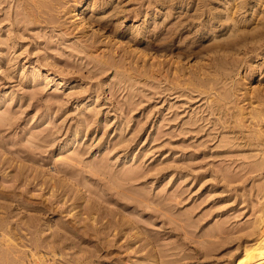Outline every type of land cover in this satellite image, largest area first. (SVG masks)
I'll return each mask as SVG.
<instances>
[{"label":"rangeland","instance_id":"374dc122","mask_svg":"<svg viewBox=\"0 0 264 264\" xmlns=\"http://www.w3.org/2000/svg\"><path fill=\"white\" fill-rule=\"evenodd\" d=\"M26 1L0 0V217L29 263L244 260L264 194V0H54L47 16ZM235 22L250 44L220 70L211 34Z\"/></svg>","mask_w":264,"mask_h":264},{"label":"bare ground","instance_id":"6f19581e","mask_svg":"<svg viewBox=\"0 0 264 264\" xmlns=\"http://www.w3.org/2000/svg\"><path fill=\"white\" fill-rule=\"evenodd\" d=\"M22 1V0H21ZM24 1V0H23ZM29 1V0H28ZM28 1H26V3L28 2ZM57 1H59V0H57ZM66 1V0H65ZM64 1V2H65ZM68 1V0H67ZM206 1V0H205ZM249 1V0H248ZM33 2H35V1H33L32 0V4H33ZM212 2V1H211ZM19 3H22V2H18V4ZM30 3H31V1H30ZM68 3V2H67ZM244 3L245 2H243V1H239V3H238V7H242V10H243V8H245V6H244ZM28 4V3H27ZM27 4H25V5H27ZM31 4V5H32ZM35 4H36V2H35ZM38 7L40 8V9H42V11H43V13H46V14H44V16L46 15L47 16V14L48 13H51V12H53L54 10H55V4H54V0H38ZM71 4V3H70ZM185 4V3H184ZM22 6H23V3H22ZM35 6V5H34ZM21 7V6H20ZM23 7H25V6H23ZM33 7V6H32ZM36 7V6H35ZM38 7H36V8H38ZM26 8H28V7H26ZM26 8H23L24 10H22V11H24L25 12V10H27ZM59 8V7H58ZM96 8V7H95ZM154 8V7H153ZM30 9H32V8H30ZM40 9H36V10H40ZM63 9V8H62ZM65 9V8H64ZM94 9V8H93ZM208 9V8H207ZM33 10V9H32ZM35 10V9H34ZM57 10H59L60 11V8L59 9H57ZM178 10V9H177ZM215 10V9H214ZM241 10V11H242ZM56 11V10H55ZM58 11V12H59ZM118 11V10H117ZM23 12V13H24ZM28 12V11H27ZM37 12V11H36ZM61 12V11H60ZM217 12V11H216ZM233 12V11H232ZM244 12V11H243ZM40 12H38V14H39ZM114 13H115V11H114ZM118 13V12H117ZM215 13V12H214ZM25 14V13H24ZM34 14V13H33ZM55 14V13H54ZM63 14V13H62ZM234 14V13H233ZM26 15V14H25ZM29 15V14H28ZM27 15V16H28ZM37 15V14H36ZM57 15V14H56ZM60 15V14H59ZM264 15V14H263ZM41 16V15H40ZM43 16V17H44ZM25 17V16H24ZM29 18H30V16H28ZM35 17V16H34ZM42 17V16H41ZM49 17V16H48ZM232 17V16H231ZM230 17V18H231ZM242 17V16H241ZM29 18H27V20H29L27 23H29L30 22V20H31V18L29 19ZM73 18H77V15L75 14V15H73ZM199 18V17H198ZM208 18V17H207ZM240 18V17H239ZM40 19H42V18H40ZM102 19H104V18H102ZM107 19V18H106ZM115 19V18H114ZM184 19H185V17H184ZM224 19V18H223ZM26 20V19H25ZM43 20V19H42ZM45 20V19H44ZM48 20V19H47ZM80 20V19H79ZM86 20H87V18H86ZM99 20H100V18H99ZM105 20V19H104ZM190 20V19H189ZM230 20V19H229ZM228 20V21H229ZM242 20V19H241ZM36 21H38V20H36ZM49 21V20H48ZM48 21H46V23H50V22H48ZM215 21V20H214ZM225 22H226V20H224ZM231 21V20H230ZM261 21H263L262 19H261ZM260 21V22H261ZM84 22H85V20H84V18L79 22L80 23V25H81V27H82V25L84 24ZM100 22V21H99ZM191 22V21H190ZM189 22V23H190ZM199 22V21H198ZM200 22H201V20H200ZM264 22V21H263ZM57 23H58V21H57ZM121 23V22H120ZM123 23V22H122ZM195 23V22H194ZM197 23V22H196ZM230 23V22H229ZM256 23V22H255ZM29 24H31V23H29ZM28 24V25H29ZM56 24V23H55ZM99 24V23H98ZM186 24H188V23H186ZM200 24V23H199ZM260 24V23H259ZM261 26H262V24H260ZM183 26V25H182ZM218 26V25H217ZM263 26H264V24H263ZM79 27V26H78ZM84 27V26H83ZM92 27V26H91ZM119 27V26H118ZM200 27V26H199ZM243 28V26H241V25H239V24H237L236 22L234 23V26H233V29H232V31H230L229 33H230V35L228 36L227 35V37H225V38H223V40L222 41H219L220 39H219V37H221L222 35H219L218 34V32L217 31H215V32H212V42L214 43V41H217V42H222V43H218V44H216V45H214V46H212V47H210V49H209V53L211 54V53H213L215 56H217L218 58H216V59H218L219 61H218V64H217V66H218V68L220 69V70H226V68H225V65H226V59L225 58H227L228 56H230V55H232L233 53L232 52H234L235 50L236 51H238V49H241L240 47H244V46H246L249 42H248V37H247V33H251L250 31H248L247 33H246V28ZM246 27V26H245ZM201 28V27H200ZM259 28H262L263 29V27H260L259 26ZM259 28H257V29H259ZM56 29V28H55ZM93 29V28H92ZM91 29V30H92ZM183 29V28H182ZM257 29H256V31H257ZM201 30V29H200ZM259 30H261V29H259ZM259 30H258V32H259ZM178 31V30H177ZM252 32H253V30H252ZM229 33H227V34H229ZM255 33V32H254ZM172 34V33H171ZM137 35V34H136ZM144 35V34H143ZM139 36V35H138ZM249 36V35H248ZM260 36H262V34H260L259 36H254V37H252L253 39L254 38H258V37H260ZM188 38V37H187ZM264 38V37H263ZM173 39H174V36H173ZM260 39V38H259ZM258 39V40H259ZM261 40V39H260ZM167 41H169V40H167ZM170 41H171V39H170ZM254 41H256V40H254ZM207 42V41H206ZM212 42H210V43H212ZM252 42V41H251ZM262 42H264V41H262ZM261 41L260 42H258L257 41V43L259 44V43H262ZM167 43V42H166ZM250 44V43H249ZM257 44V45H258ZM207 45V44H206ZM253 45V44H252ZM250 46V45H249ZM254 46V45H253ZM191 48V47H190ZM262 49V48H261ZM139 50V49H138ZM176 50V49H175ZM142 52V51H141ZM150 52V51H149ZM149 52H147V51H145L144 50V55H148L149 54ZM152 52V51H151ZM155 52V51H154ZM239 52V51H238ZM241 52V51H240ZM164 53V52H163ZM167 53V52H166ZM190 53V52H189ZM208 53V52H207ZM206 53V54H207ZM257 53V52H256ZM91 54V53H90ZM93 54V53H92ZM205 54V55H206ZM150 55V54H149ZM170 55V54H169ZM208 55V54H207ZM238 55H239V53H238ZM185 56V55H184ZM234 56V55H233ZM185 57H187L188 58V56L186 55ZM190 57V56H189ZM203 57H204V55H203ZM235 57V56H234ZM191 58V57H190ZM236 58V57H235ZM109 59V58H108ZM204 59V58H203ZM207 59V58H206ZM209 59V58H208ZM211 59V58H210ZM202 60V59H201ZM200 60V61H201ZM203 61L204 60H202V63H203ZM210 61V60H209ZM102 62V61H101ZM112 62V61H111ZM127 62V61H126ZM199 62V61H198ZM205 62V61H204ZM105 63V62H104ZM103 63V64H104ZM113 63V62H112ZM114 63H115V61H114ZM200 63V62H199ZM210 63V62H209ZM101 64V63H100ZM175 64V63H174ZM208 64V63H207ZM104 66H106L105 64H104ZM103 66V67H104ZM114 66V65H113ZM199 66H200V64H199ZM175 67V66H174ZM201 67V66H200ZM115 68V67H114ZM191 68V67H190ZM202 68V67H201ZM229 68H231V67H229ZM111 69V68H110ZM115 70V69H114ZM209 70V69H208ZM120 71H122V70H120ZM128 71H130V70H128ZM105 72V71H104ZM219 72H217V75H220V74H218ZM225 73V72H224ZM176 74V73H175ZM209 74V73H208ZM231 74V73H230ZM38 75V74H37ZM35 76V75H34ZM202 76V75H201ZM232 76V75H231ZM52 77V76H51ZM165 77V76H164ZM206 77V76H205ZM215 77H217V76H214V78ZM132 78V77H131ZM133 79V78H132ZM177 79H179V78H177ZM207 79V78H206ZM216 79V78H215ZM226 79H228V77L226 78ZM135 80V79H134ZM203 80H204V78H203ZM40 81V80H39ZM193 81V80H192ZM221 81V80H220ZM34 82H38V80H36V79H34ZM173 83H175V82H173ZM187 84H188V82H186ZM195 83V82H194ZM176 84V83H175ZM180 84V83H179ZM189 85V84H188ZM188 85H186V86H188ZM193 85V84H192ZM191 85V86H192ZM202 85V84H201ZM207 85V84H206ZM205 85V86H206ZM222 85H223V83H222ZM181 86V85H180ZM185 86V87H186ZM182 87V86H181ZM177 88V87H176ZM189 88H190V85H189ZM192 88V87H191ZM187 89H188V87H187ZM201 89V88H200ZM211 89V88H210ZM225 89V88H224ZM191 90V89H190ZM194 90V89H193ZM253 90V89H252ZM197 90H195V92H196ZM213 91V90H212ZM214 91H216V90H214ZM254 91V90H253ZM198 92V91H197ZM196 92V93H197ZM210 92V91H209ZM219 92V91H218ZM249 92H251V91H249ZM248 92V93H249ZM194 93V92H193ZM199 93V92H198ZM204 93V92H203ZM205 93H207V92H205ZM204 93V94H205ZM211 93V92H210ZM209 93V94H210ZM214 93V92H213ZM227 94V93H226ZM231 94V93H230ZM203 95V94H202ZM218 95V94H217ZM227 95H229V93L227 94ZM227 95H226V97H227ZM250 95V94H249ZM236 96V95H235ZM218 98V97H217ZM228 98V97H227ZM230 99V98H229ZM229 99L227 100V101H229ZM226 100V99H225ZM231 100V99H230ZM239 100V99H238ZM212 101V100H211ZM224 101V100H223ZM214 102V101H213ZM231 102H232V100H231ZM223 103V102H222ZM227 103H230V102H227ZM213 104V103H212ZM215 104V103H214ZM225 104V103H224ZM219 105V104H218ZM215 106V105H214ZM258 106V105H257ZM223 107V106H222ZM243 107V106H242ZM262 107H263V105H262ZM214 108V107H213ZM217 108V107H216ZM252 108V107H251ZM257 108V107H256ZM226 111V110H225ZM242 111V110H241ZM244 111V110H243ZM251 111H252V109H251ZM250 111V112H251ZM219 112V111H218ZM221 112V111H220ZM249 112V113H250ZM255 112V111H254ZM256 116L259 118V117H261V113L259 112V111H257L256 110ZM216 113V112H215ZM225 113V112H224ZM0 114H2V113H0ZM221 114V113H220ZM232 114V113H231ZM239 114H240V110H239ZM238 114V115H239ZM244 114V113H243ZM3 115V114H2ZM238 115H236L237 117H239ZM251 115H252V113H251ZM254 115H255V113H254ZM5 116V115H4ZM7 116V115H6ZM5 116V117H6ZM220 116V115H219ZM242 116H244V115H242ZM248 116V115H247ZM8 117V116H7ZM229 117V116H228ZM227 117V118H228ZM241 117V116H240ZM251 118V117H250ZM230 119V118H229ZM233 118H231V120H232ZM240 119V118H239ZM239 119L237 118V120L239 121ZM241 119H245V118H241ZM256 119V118H255ZM261 119V118H260ZM0 121L1 122H4V118L3 117H1V115H0ZM8 121V120H7ZM227 121V120H226ZM229 122H230V120H228ZM241 121V120H240ZM6 122V121H5ZM225 122V121H224ZM244 122V121H243ZM247 122V121H246ZM252 122V121H251ZM227 123V122H226ZM2 124V123H1ZM252 124H253V122H252ZM227 125V124H226ZM228 125H229V123H228ZM241 125V124H240ZM246 125V124H245ZM234 126H236V125H234ZM248 126V125H247ZM250 126V125H249ZM231 128V127H230ZM253 129V128H252ZM230 131V130H229ZM259 131V130H258ZM78 133H79V131H77ZM255 133H256V131H254ZM77 134V133H76ZM257 134V133H256ZM77 136V135H76ZM76 138V137H75ZM238 139V138H237ZM257 139V138H256ZM255 139V140H256ZM234 141V140H233ZM235 142V141H234ZM257 143V142H256ZM33 145V144H32ZM257 145V144H256ZM259 145V144H258ZM255 146V145H254ZM261 146V145H260ZM257 147V146H256ZM263 146H261L260 148H262ZM260 148H259V150H260ZM264 152V151H263ZM264 154V153H263ZM7 160V159H6ZM257 165V164H256ZM255 165V166H256ZM260 168L262 167L263 168V166H264V162H262V163H260L259 165H258ZM258 167V168H259ZM24 170V169H23ZM53 172V171H52ZM258 172H259V170H258ZM260 172H262V171H260ZM23 173V172H22ZM20 174V173H19ZM14 177V176H13ZM63 177V176H62ZM17 178V177H16ZM15 178V179H16ZM19 180V179H18ZM25 180V179H24ZM19 182V181H18ZM43 184H45L44 182H43ZM44 186V185H43ZM118 187V186H117ZM118 189V188H117ZM264 191V190H263ZM13 195V194H12ZM14 196V195H13ZM260 197V196H259ZM14 199V198H13ZM262 199H263V201H262ZM262 199H261V204H260V207L258 208V210H257V213H258V215H257V218H256V220H255V223H254V230H258V232L257 233H255V236H257V245H255V247H249V248H247L246 249V258L244 259V260H241V261H239L238 263H236V261H234V258L232 259V260H230L231 262L229 263V264H264V194H263V197H262ZM22 201V200H21ZM4 202V201H3ZM6 202V201H5ZM1 203V202H0ZM11 203V202H10ZM25 203V202H24ZM27 203V202H26ZM91 203V202H90ZM21 204V203H20ZM18 205H19V203H18ZM17 205V206H18ZM32 206H33V203H32ZM37 206V205H36ZM18 208H20V206L18 207ZM23 209V208H22ZM11 210V209H10ZM16 210H18V209H16ZM24 211H26V210H24ZM85 211H87V210H85ZM88 212V211H87ZM108 212V211H107ZM28 213V212H27ZM26 213V214H27ZM94 213V212H93ZM99 213H100V211H99ZM32 214V213H31ZM5 215V214H4ZM28 215V214H27ZM43 215V214H42ZM89 215V214H88ZM96 215V214H95ZM98 215V214H97ZM96 215V216H97ZM94 219V218H93ZM87 220V219H86ZM26 225V224H25ZM259 226H261V228H258ZM87 227V226H86ZM22 229V228H21ZM38 229V228H37ZM87 229V228H86ZM38 232V231H37ZM61 233V232H60ZM71 235V234H70ZM37 236V235H36ZM135 236V235H134ZM133 236V237H134ZM68 237V236H67ZM136 237V236H135ZM24 241V239L22 238V235L21 234H19V233H17V231L15 230V229H13V228H10L9 227V224H8V222L5 220V218H3V217H0V243H16V245L13 247V248H11L10 250H8L6 253H3V254H1L0 255V264H4V263H6L7 261H9L10 263H14V264H31V263H29V260H27V258L25 257V251L24 250H22V246L20 245L21 243H24L23 242ZM35 243V242H34ZM63 243V242H62ZM205 243V242H204ZM205 246V248H208V249H210V250H212L213 251V249H212V247H215V244L214 243H207L206 245H204ZM5 247V246H4ZM145 247V246H144ZM250 251H252V252H250ZM30 253V252H29ZM31 255V257L32 258H34L35 257V254H30ZM31 258V259H32ZM28 259H30V258H28ZM6 261V262H5ZM35 262V261H34ZM39 264V263H38ZM149 264H156V260L154 259L151 263H149Z\"/></svg>","mask_w":264,"mask_h":264}]
</instances>
